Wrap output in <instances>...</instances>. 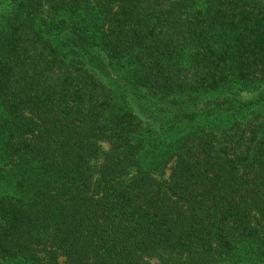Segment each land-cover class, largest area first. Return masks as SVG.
<instances>
[{"label": "trees", "instance_id": "1", "mask_svg": "<svg viewBox=\"0 0 264 264\" xmlns=\"http://www.w3.org/2000/svg\"><path fill=\"white\" fill-rule=\"evenodd\" d=\"M0 19V264H264V116L220 128L169 100L264 82V0Z\"/></svg>", "mask_w": 264, "mask_h": 264}, {"label": "rangeland", "instance_id": "2", "mask_svg": "<svg viewBox=\"0 0 264 264\" xmlns=\"http://www.w3.org/2000/svg\"><path fill=\"white\" fill-rule=\"evenodd\" d=\"M1 23V19H0ZM107 76H112V72H108ZM239 85V84H238ZM232 86L230 89H226L225 92L221 93L216 100L215 97H194L193 99L185 98L180 100H173L169 99L173 105L177 107V109H184V110H193L196 115H191V119L198 118L197 113L204 108H207V115H202L201 119L206 120L211 125H215V127H224L228 125L229 121V113H231V119H246V118H253L257 113H259V119L264 116V82L262 83H254L247 87L240 88L241 86ZM147 99H139V101L144 102V105L153 108L155 106V102L157 101H164L163 98L157 99L154 93H148ZM154 102H153V101ZM135 101V100H134ZM255 102V103H254ZM243 103L242 110H236V117L233 116L232 109L228 111L227 108H232L233 105H238ZM149 105V106H148ZM215 107V108H214ZM222 107V108H217ZM213 109V110H212ZM149 111V109H148ZM156 110H153L151 113L152 115L155 113V118L157 122H159L160 113L158 112V116H156ZM217 113V114H215ZM150 114V115H151ZM192 122V120L187 121V123ZM104 147H107V144H104ZM7 168V167H5ZM1 170L0 172H2Z\"/></svg>", "mask_w": 264, "mask_h": 264}]
</instances>
